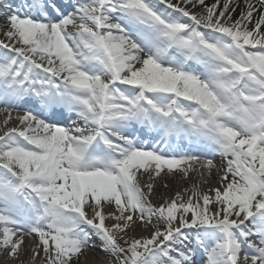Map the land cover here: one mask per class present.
Masks as SVG:
<instances>
[{
	"label": "snow or ice",
	"instance_id": "1",
	"mask_svg": "<svg viewBox=\"0 0 264 264\" xmlns=\"http://www.w3.org/2000/svg\"><path fill=\"white\" fill-rule=\"evenodd\" d=\"M0 116L3 264H264V0H0Z\"/></svg>",
	"mask_w": 264,
	"mask_h": 264
},
{
	"label": "bare ground",
	"instance_id": "2",
	"mask_svg": "<svg viewBox=\"0 0 264 264\" xmlns=\"http://www.w3.org/2000/svg\"><path fill=\"white\" fill-rule=\"evenodd\" d=\"M3 117L0 116V120H2ZM183 183V182H181ZM175 190V189H173ZM160 191H163L162 189ZM169 195V193H167ZM146 234V233H145ZM0 264H3L2 261H0ZM85 264H107L105 258H104V254L102 252H100L99 248H97L95 251L90 252L88 254V258L85 261Z\"/></svg>",
	"mask_w": 264,
	"mask_h": 264
},
{
	"label": "rangeland",
	"instance_id": "3",
	"mask_svg": "<svg viewBox=\"0 0 264 264\" xmlns=\"http://www.w3.org/2000/svg\"><path fill=\"white\" fill-rule=\"evenodd\" d=\"M169 195H171V192H169Z\"/></svg>",
	"mask_w": 264,
	"mask_h": 264
}]
</instances>
